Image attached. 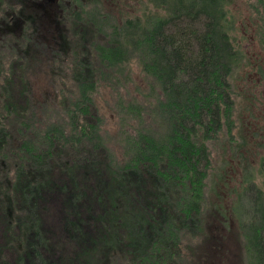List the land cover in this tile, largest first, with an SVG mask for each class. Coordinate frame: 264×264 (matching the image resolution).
Returning <instances> with one entry per match:
<instances>
[{
    "label": "trees",
    "instance_id": "trees-1",
    "mask_svg": "<svg viewBox=\"0 0 264 264\" xmlns=\"http://www.w3.org/2000/svg\"><path fill=\"white\" fill-rule=\"evenodd\" d=\"M54 1L0 0V264H264L235 0H56L61 44L34 52ZM246 2L264 41V0ZM45 64L40 98L29 72ZM237 154L227 209L218 188ZM60 189L71 216L52 238L44 203Z\"/></svg>",
    "mask_w": 264,
    "mask_h": 264
},
{
    "label": "rangeland",
    "instance_id": "rangeland-1",
    "mask_svg": "<svg viewBox=\"0 0 264 264\" xmlns=\"http://www.w3.org/2000/svg\"><path fill=\"white\" fill-rule=\"evenodd\" d=\"M137 2L138 0H129L125 4L121 3L120 7L123 8L129 4H136ZM53 5L54 27L52 25L51 30L54 34L46 37V30L44 28V39L41 37L43 42L41 46L37 44L32 46L34 52L37 47L39 49L46 48L43 46L45 42L54 44V48L60 46L59 42L61 44L60 35H55L58 31V24L57 29L55 28V19L57 18L59 8L55 5V1ZM126 9H128V7H126ZM231 13L237 19L238 30L235 33L237 41L242 45L244 53L251 61V65L244 67L240 73V76L243 75L244 78L240 79L239 77L237 80L239 89L242 92V95L237 99L240 102L239 113L241 121L244 124L243 134L247 137V142L243 149L244 159L249 160L257 168L260 158L264 154V41L261 40L262 37L258 31L262 23L253 14L246 0H235L231 6ZM10 27L18 31L22 25L21 23H19V25L13 23ZM0 45L3 46L2 44ZM31 63L35 62L33 61ZM46 66L47 64H45L44 68L42 66H35L32 71L29 72L31 82L34 84L35 88L34 93L40 98H42L41 95L43 92L41 88L48 87L51 80L50 79L48 82ZM17 71V76L14 81L17 83L19 89L23 83L21 74L18 69ZM135 76L140 80L139 73L137 72V65H135ZM131 87L135 86L132 85ZM100 97L102 98V96ZM113 123L114 122H112L111 125ZM113 126V131H116V128ZM241 158L239 154H237L235 158L229 156L230 165L227 167L229 170L226 179L227 182L224 181L219 184L218 190L223 197L222 200L227 209L232 208L233 202V195L229 194L230 189L239 184L244 172V162ZM226 184H228V186ZM59 185H61V183ZM65 185L66 184L63 186ZM68 195L63 193V190L60 189L56 192H49L46 196L47 201L44 203L47 213V215H45V227L47 229V234L52 238L54 236L59 237L66 233L67 221L71 216ZM211 199H213L212 204L215 203V201L221 200L218 195H213ZM215 222L216 221L211 223L215 224ZM213 229L214 232L217 233V229L215 227H213ZM66 250H70L69 245L66 247ZM56 251L57 253L54 251L55 256L64 253L59 246L56 247Z\"/></svg>",
    "mask_w": 264,
    "mask_h": 264
},
{
    "label": "flooded vegetation",
    "instance_id": "flooded-vegetation-1",
    "mask_svg": "<svg viewBox=\"0 0 264 264\" xmlns=\"http://www.w3.org/2000/svg\"><path fill=\"white\" fill-rule=\"evenodd\" d=\"M55 2H56V0H55Z\"/></svg>",
    "mask_w": 264,
    "mask_h": 264
}]
</instances>
